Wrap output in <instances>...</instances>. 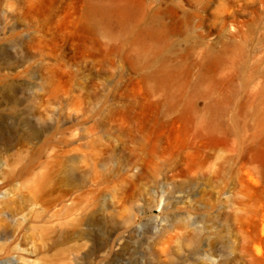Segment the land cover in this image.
I'll return each mask as SVG.
<instances>
[{
  "label": "rangeland",
  "instance_id": "obj_1",
  "mask_svg": "<svg viewBox=\"0 0 264 264\" xmlns=\"http://www.w3.org/2000/svg\"><path fill=\"white\" fill-rule=\"evenodd\" d=\"M259 219L264 0H0V264H264Z\"/></svg>",
  "mask_w": 264,
  "mask_h": 264
},
{
  "label": "bare ground",
  "instance_id": "obj_2",
  "mask_svg": "<svg viewBox=\"0 0 264 264\" xmlns=\"http://www.w3.org/2000/svg\"><path fill=\"white\" fill-rule=\"evenodd\" d=\"M93 5V7H96V5L95 4H92ZM130 7V3L129 2H125V3H120V4H118L117 5V7L115 8V11L118 13V14H120V15H122V16H127L128 15V8ZM148 32H150L149 30H148ZM153 32V31H152ZM154 33V32H153ZM256 229H258L259 230V232H261V234L263 235L264 234V220H260L259 219V221H257V223H256ZM254 250H255V252L257 253V255L260 253V251H261V247H260V245L257 243V244H254ZM253 250V251H254Z\"/></svg>",
  "mask_w": 264,
  "mask_h": 264
}]
</instances>
